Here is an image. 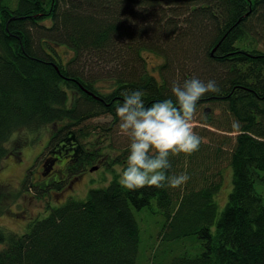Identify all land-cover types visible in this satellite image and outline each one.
<instances>
[{
	"label": "trees",
	"instance_id": "1",
	"mask_svg": "<svg viewBox=\"0 0 264 264\" xmlns=\"http://www.w3.org/2000/svg\"><path fill=\"white\" fill-rule=\"evenodd\" d=\"M12 1L0 0V166L22 129L60 125L56 137L81 142L92 119L117 122L127 92L142 90L151 105L193 77L217 82L220 91L197 110L216 107L217 119L205 108L199 122L226 137L200 131L198 151L170 157L169 174L190 177L181 188L127 193L115 176L85 199L49 209L23 234L0 231V264H136L133 210L152 200L164 221L157 243L145 245L147 264H264V199L256 189L264 186V52L255 47L264 38V0ZM144 53L162 60L156 75ZM97 159L87 151L69 173L82 174ZM225 167L231 190L218 212ZM190 237L200 253L174 256Z\"/></svg>",
	"mask_w": 264,
	"mask_h": 264
},
{
	"label": "rangeland",
	"instance_id": "2",
	"mask_svg": "<svg viewBox=\"0 0 264 264\" xmlns=\"http://www.w3.org/2000/svg\"><path fill=\"white\" fill-rule=\"evenodd\" d=\"M8 1L5 0L6 3ZM10 5L14 7L15 0ZM263 39L260 38L255 46L261 52H264ZM143 56L149 72L156 75L155 72H152V69L160 65L162 60L148 53H144ZM205 108H208L207 114L210 112L209 109L213 108L212 115L216 117L215 119L220 115L216 107L204 105L202 109L197 110L196 118L193 121L194 131L198 133L203 130H209L217 133L220 140H224V137H226L225 132H217L213 128L200 124L199 121L203 119L202 110ZM86 127H83L82 131L87 133V136L81 143L87 151H96L98 159L94 164L85 166L86 169L81 168L83 169V175L78 180L73 181L71 185L72 193L62 192V189L55 190V188H50L51 192L44 196L43 191H40L39 188L31 187L28 180L25 184V180H23L25 170L27 175L31 173L30 178L34 175L36 167H33V164L39 154L42 153L50 133L55 132L52 126L49 125L35 134H30L22 129L11 137L7 147L12 150V156H7L0 166V231L17 235L23 234L34 219L46 217L49 209L60 207L71 198L83 200L89 190L104 188L117 176L115 169L123 166L120 161L125 160H122L121 157L127 155L126 148L129 143L128 138L119 133L118 121L111 125V118L102 116L87 122ZM89 129L90 132L88 131ZM115 157L119 161L111 163V160ZM226 163L227 161H223L221 166L224 167ZM93 167H97V170L91 172L90 169ZM229 171L226 167L224 168L222 187L215 198L218 212L223 209L227 202L228 193L231 190ZM256 189L264 199V186H256ZM133 214L140 228V243L136 264H147L146 259L143 258L145 245H148L146 247L148 250L149 246L157 243L156 235L159 231L157 226L162 225L164 217L161 215L155 200H152L150 206L142 210H133ZM212 230L214 231V229ZM181 243L183 245L177 247L179 250L175 251L174 256L185 253L194 257L200 253V246L195 242L194 237L186 238ZM148 251L146 252L147 254Z\"/></svg>",
	"mask_w": 264,
	"mask_h": 264
},
{
	"label": "clouds",
	"instance_id": "3",
	"mask_svg": "<svg viewBox=\"0 0 264 264\" xmlns=\"http://www.w3.org/2000/svg\"><path fill=\"white\" fill-rule=\"evenodd\" d=\"M219 91L215 80L193 77L174 83L171 98L151 105L146 104L142 90L127 92L115 108L119 133L129 140L124 164L115 169L119 187L131 193L186 185L190 179L186 172L169 174L170 157L190 156L199 150L202 138L193 128L198 104L206 94Z\"/></svg>",
	"mask_w": 264,
	"mask_h": 264
},
{
	"label": "flooded vegetation",
	"instance_id": "4",
	"mask_svg": "<svg viewBox=\"0 0 264 264\" xmlns=\"http://www.w3.org/2000/svg\"><path fill=\"white\" fill-rule=\"evenodd\" d=\"M58 128L60 125L55 126L54 131H57ZM55 133H50L42 153L35 160L33 164V167H36L34 175L32 174L33 176L30 178L31 173L27 175L26 170L23 175V180H28L32 187L43 191L44 196L51 192L50 188L62 189V192L72 193L73 181L78 180L83 175H72L69 173V168L76 163L79 156L87 152V149L81 142L71 138L70 133L58 137L55 136Z\"/></svg>",
	"mask_w": 264,
	"mask_h": 264
},
{
	"label": "water",
	"instance_id": "5",
	"mask_svg": "<svg viewBox=\"0 0 264 264\" xmlns=\"http://www.w3.org/2000/svg\"><path fill=\"white\" fill-rule=\"evenodd\" d=\"M95 170H97V167H93V168L90 169L91 172L95 171Z\"/></svg>",
	"mask_w": 264,
	"mask_h": 264
}]
</instances>
